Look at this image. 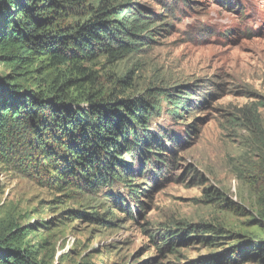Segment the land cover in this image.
<instances>
[{"label":"rangeland","instance_id":"1","mask_svg":"<svg viewBox=\"0 0 264 264\" xmlns=\"http://www.w3.org/2000/svg\"><path fill=\"white\" fill-rule=\"evenodd\" d=\"M131 1L165 25L144 38L141 51L87 66L96 88L118 99L160 89L193 93L177 117L162 98L150 120L168 146L167 160L145 163L124 150L132 189L115 179L85 190L3 152L0 225L30 227L26 240L48 264H204L214 256L264 264V0ZM11 68L0 61V74ZM35 82L24 83L34 89ZM134 189L143 193L133 196ZM188 225L198 227L188 235L214 240L180 241L175 235ZM207 226L213 232H201Z\"/></svg>","mask_w":264,"mask_h":264},{"label":"trees","instance_id":"2","mask_svg":"<svg viewBox=\"0 0 264 264\" xmlns=\"http://www.w3.org/2000/svg\"><path fill=\"white\" fill-rule=\"evenodd\" d=\"M162 25L131 0H0V61L12 67L11 73L0 74V157L4 152L15 161L25 160L36 172L49 171L61 183L79 188L83 183L85 190L115 179L131 190V179L124 174L132 171V163L123 159L122 151L133 158L135 152L141 154L145 163L166 161L168 146L151 130L150 120L160 112L162 98L177 117L193 93L176 96L160 89L148 98L118 99L96 88L95 71L87 65L101 56L117 61L141 51L144 38L152 39ZM33 80L36 88L26 87L24 82ZM138 193L143 192L134 189L132 195ZM258 197L264 215V188ZM83 214L112 222L98 213ZM178 231L180 241L214 240L188 235L198 232L194 225ZM30 232L28 226L0 225V264H48L26 240ZM169 240L174 245L175 239ZM259 257L264 259V244ZM229 262L214 256L204 264Z\"/></svg>","mask_w":264,"mask_h":264}]
</instances>
